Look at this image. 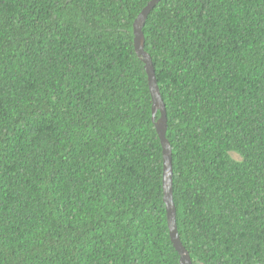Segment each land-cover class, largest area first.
<instances>
[{"label":"trees","instance_id":"16d2710c","mask_svg":"<svg viewBox=\"0 0 264 264\" xmlns=\"http://www.w3.org/2000/svg\"><path fill=\"white\" fill-rule=\"evenodd\" d=\"M148 1L0 0V264H180ZM142 30L192 264L264 263V0H160Z\"/></svg>","mask_w":264,"mask_h":264},{"label":"water","instance_id":"95a60500","mask_svg":"<svg viewBox=\"0 0 264 264\" xmlns=\"http://www.w3.org/2000/svg\"><path fill=\"white\" fill-rule=\"evenodd\" d=\"M160 0H149L142 8L132 24L133 48L140 60L144 64L147 76L148 89L151 97V121L153 122L156 134L161 145L162 155V199L166 210V219L169 238L173 247L179 254L180 264H192L189 252L186 250L180 240L176 224V208L173 201V168H172V151L171 146L166 138L167 116L165 103L161 97V93L155 77L154 65L150 54L144 49L143 26L149 12L155 7ZM159 111V116L155 117ZM264 264V263H255Z\"/></svg>","mask_w":264,"mask_h":264}]
</instances>
